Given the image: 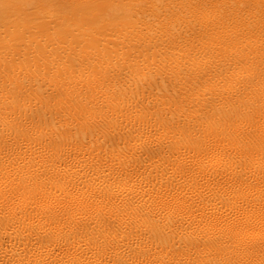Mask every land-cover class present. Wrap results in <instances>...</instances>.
Listing matches in <instances>:
<instances>
[{
    "label": "bare ground",
    "instance_id": "bare-ground-1",
    "mask_svg": "<svg viewBox=\"0 0 264 264\" xmlns=\"http://www.w3.org/2000/svg\"><path fill=\"white\" fill-rule=\"evenodd\" d=\"M0 264H264V0H0Z\"/></svg>",
    "mask_w": 264,
    "mask_h": 264
},
{
    "label": "rangeland",
    "instance_id": "rangeland-1",
    "mask_svg": "<svg viewBox=\"0 0 264 264\" xmlns=\"http://www.w3.org/2000/svg\"><path fill=\"white\" fill-rule=\"evenodd\" d=\"M36 88V87H33V89Z\"/></svg>",
    "mask_w": 264,
    "mask_h": 264
}]
</instances>
